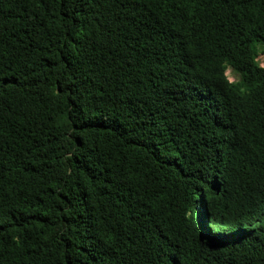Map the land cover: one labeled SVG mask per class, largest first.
<instances>
[{"label":"trees","instance_id":"1","mask_svg":"<svg viewBox=\"0 0 264 264\" xmlns=\"http://www.w3.org/2000/svg\"><path fill=\"white\" fill-rule=\"evenodd\" d=\"M261 54L264 0H0V264H264Z\"/></svg>","mask_w":264,"mask_h":264},{"label":"rangeland","instance_id":"2","mask_svg":"<svg viewBox=\"0 0 264 264\" xmlns=\"http://www.w3.org/2000/svg\"><path fill=\"white\" fill-rule=\"evenodd\" d=\"M257 61L259 62L260 66L264 65V54L259 55ZM226 75L231 82H236L239 80V76L231 68L226 71Z\"/></svg>","mask_w":264,"mask_h":264},{"label":"snow or ice","instance_id":"3","mask_svg":"<svg viewBox=\"0 0 264 264\" xmlns=\"http://www.w3.org/2000/svg\"><path fill=\"white\" fill-rule=\"evenodd\" d=\"M261 67H264V65H261Z\"/></svg>","mask_w":264,"mask_h":264}]
</instances>
